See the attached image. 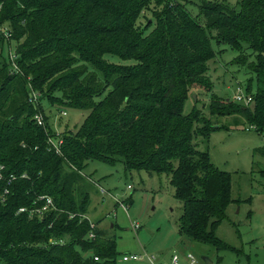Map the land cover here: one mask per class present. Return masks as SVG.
I'll return each mask as SVG.
<instances>
[{
    "label": "trees",
    "instance_id": "16d2710c",
    "mask_svg": "<svg viewBox=\"0 0 264 264\" xmlns=\"http://www.w3.org/2000/svg\"><path fill=\"white\" fill-rule=\"evenodd\" d=\"M155 2L162 5L155 22L141 27V15ZM189 4L0 0V264H117V239L88 216L83 172L92 160L166 173L183 203L179 232L217 251L235 250L216 233L235 201L232 175L213 163L199 139L223 127L217 116H232L236 126L243 119L264 133V0H205L197 15ZM211 38L241 51L236 62L249 77L238 89L252 102L213 94L209 113L197 107L185 113L193 93L212 90ZM45 99L50 107L88 112L62 134L59 151L49 141L55 133ZM254 153L264 157V146ZM41 196L56 206L43 219L19 212L43 205Z\"/></svg>",
    "mask_w": 264,
    "mask_h": 264
},
{
    "label": "rangeland",
    "instance_id": "374dc122",
    "mask_svg": "<svg viewBox=\"0 0 264 264\" xmlns=\"http://www.w3.org/2000/svg\"><path fill=\"white\" fill-rule=\"evenodd\" d=\"M202 1L205 0H190L188 8L193 14H198ZM225 1L234 5L238 2ZM161 6L158 2L152 3L138 24L144 27L152 20L155 22ZM211 41L216 51V56L208 62L212 90L193 93L185 103V113L194 107L209 113L213 94L234 100L238 86L244 87L249 77L246 68L236 62L241 51L227 44L219 45L215 38ZM9 46L6 43L3 52L8 62ZM15 49L16 41L12 40L13 55H16ZM107 57L115 63H135L118 56ZM43 104L55 133L54 141L58 140L57 133L62 135L80 126L88 113L68 106L50 107L46 99ZM254 104L251 103L252 108ZM241 120L243 123L236 126L232 116H217L216 126L223 127L212 132L208 139H199V147L210 152L213 163L232 175L235 201L229 205L227 218L216 233L235 250L217 251L179 232L183 203L176 198L166 173L128 170L122 162L116 165L97 160L88 162L83 172L91 193L88 216L99 220L100 228L117 239V264H210L207 260L211 264H264V175L261 173L264 157L254 153L256 148L264 146V133L249 128ZM133 254L143 259L124 261L125 255ZM189 254L194 255V261Z\"/></svg>",
    "mask_w": 264,
    "mask_h": 264
},
{
    "label": "built area",
    "instance_id": "2783aa9c",
    "mask_svg": "<svg viewBox=\"0 0 264 264\" xmlns=\"http://www.w3.org/2000/svg\"><path fill=\"white\" fill-rule=\"evenodd\" d=\"M0 29H1V27H0ZM5 33H6L7 36L9 35L7 30H5ZM12 58L14 60L16 58V55L12 54ZM14 64H15V68H18L17 64L16 63H14ZM236 97H237L238 100L243 101V102H245L247 104L252 102V97L251 96L248 97L245 93H243L241 88L238 89V92L236 93ZM36 120L41 125H43L45 123L44 117H43L42 114H37L36 115ZM56 136H57V139H58L57 141H54V139H53L54 136L50 137L49 141L52 144V146L54 148H56L57 151H59L60 144L62 143V141H61L62 140V135L57 133ZM3 168H4V166H0V179L3 177V173H2ZM7 191L8 190H6V192ZM40 199L41 200H45V203L43 205L35 206L34 208H31V209H29L27 207H21L19 209V212H27V211H29L30 216H32V217L38 216L39 218L43 219V217L45 216L46 212H48V211H50L52 209H55L56 206H55L54 200H53V198L51 196H41ZM135 227L137 228L138 224ZM93 236H94V234L92 233L91 237H93ZM188 257L192 261L195 260L193 254H189ZM96 259H98V257H96ZM123 259H124V261H138V260H141L143 258H142V256H139L137 254H133V255H125L123 257ZM177 260H178V258L175 257V261H177Z\"/></svg>",
    "mask_w": 264,
    "mask_h": 264
},
{
    "label": "water",
    "instance_id": "95a60500",
    "mask_svg": "<svg viewBox=\"0 0 264 264\" xmlns=\"http://www.w3.org/2000/svg\"><path fill=\"white\" fill-rule=\"evenodd\" d=\"M207 261L211 264V262L209 260H207Z\"/></svg>",
    "mask_w": 264,
    "mask_h": 264
}]
</instances>
